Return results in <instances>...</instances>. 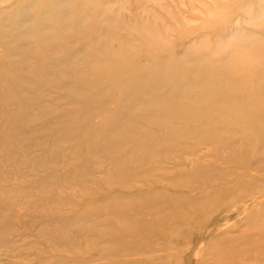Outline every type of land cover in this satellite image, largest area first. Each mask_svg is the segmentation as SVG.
I'll return each mask as SVG.
<instances>
[{"label": "rangeland", "instance_id": "obj_1", "mask_svg": "<svg viewBox=\"0 0 264 264\" xmlns=\"http://www.w3.org/2000/svg\"><path fill=\"white\" fill-rule=\"evenodd\" d=\"M57 1L0 0V94L15 66L44 64L48 127L28 154H55L46 170L52 189L82 168L87 184L58 192L40 217L32 209L7 213L12 228L0 264H264V0ZM65 33L70 41L55 45ZM8 108L0 102V115ZM68 219L80 224L63 233Z\"/></svg>", "mask_w": 264, "mask_h": 264}, {"label": "bare ground", "instance_id": "obj_2", "mask_svg": "<svg viewBox=\"0 0 264 264\" xmlns=\"http://www.w3.org/2000/svg\"><path fill=\"white\" fill-rule=\"evenodd\" d=\"M57 1V0H56ZM59 1V0H58ZM57 1V3H59ZM242 1V0H241ZM263 1V0H262ZM53 2V1H52ZM57 3H56V5H57ZM66 3V2H65ZM27 4V3H26ZM62 4V3H61ZM261 4V3H260ZM9 5V4H8ZM48 5V4H47ZM63 5V4H62ZM51 6H52V3H51ZM262 6V5H261ZM7 7H9V6H7ZM61 7V6H60ZM263 7V6H262ZM58 8V7H57ZM66 8V7H65ZM65 8H62L61 9V12H62V14H61V25H60V27L61 28H63V29H65L66 27H70V25L67 23V19H66V17H67V14H66V10H65ZM16 9H18V8H16ZM53 9V8H52ZM46 10H48V9H46ZM17 11V10H16ZM30 12V11H29ZM27 13V12H26ZM35 14V13H34ZM56 14V13H55ZM25 14H23V15H19L18 16V21H20V22H23L24 20H25V18H27V16H24ZM31 15H33V14H30V16ZM59 15V14H58ZM57 17V16H56ZM50 18V17H49ZM48 19V18H47ZM31 20H32V18H31ZM46 20V19H45ZM44 20V21H45ZM53 20V19H52ZM94 20V19H93ZM42 21V20H41ZM48 21V20H47ZM51 21V20H50ZM47 23V22H46ZM20 24H22V23H20ZM12 25V24H11ZM44 32V31H43ZM25 33V32H24ZM27 33V32H26ZM25 33V34H26ZM29 35V34H28ZM71 34H68V33H65L63 36H61L56 42H55V45L58 43V42H60V43H63V44H67L69 41H70V39H71V37L72 36H70ZM152 36V35H151ZM124 37V36H123ZM126 37V36H125ZM154 37V36H153ZM11 38V37H10ZM22 38V35L20 36V39ZM98 38V37H97ZM100 38V37H99ZM122 39V38H121ZM26 39H24V41H25ZM6 41V40H5ZM15 41H16V39H15ZM46 41H47V44H48V47H51V46H53V44H54V40H52V39H50V37H47L46 38ZM12 42V41H11ZM28 42H30V40L28 41ZM15 43V42H14ZM26 43V42H25ZM30 44V43H29ZM80 44V43H79ZM17 45V44H16ZM112 45H113V42H112ZM115 46V45H114ZM191 46V45H190ZM17 47V46H16ZM180 47V46H179ZM17 48H20V46L19 47H17ZM24 48V47H23ZM157 48V47H156ZM184 48V47H183ZM205 48V47H204ZM127 49V48H126ZM6 51H7V49H6ZM211 52V51H210ZM11 54H16V51H11ZM156 54V53H155ZM191 55V54H190ZM203 55H205V54H203ZM210 55H211V53H210ZM217 55V54H216ZM164 56V55H163ZM206 56V55H205ZM169 57V56H168ZM217 57V56H216ZM219 57V56H218ZM220 57H223V55H221ZM174 58V57H173ZM191 58V57H190ZM140 59V58H139ZM189 59V58H188ZM133 60V59H132ZM134 60H135V58H134ZM194 60V59H193ZM201 60V59H200ZM59 61H60V58H58V57H56V56H53L52 57V63H51V65H56L57 63H59ZM190 61V60H189ZM192 61V60H191ZM217 61H218V58H217ZM216 61V62H217ZM24 62V61H23ZM141 63V62H140ZM143 63V62H142ZM189 63V62H188ZM194 63H196V62H194ZM214 63V62H213ZM29 64V63H28ZM47 64V63H46ZM23 65H25V64H23ZM42 66H41V68L40 69H36V64H29V65H25V66H23V68L21 69V67H20V65H17V66H15V68H14V76H13V78H11V79H15V80H13V81H10V79L9 80H7L6 82H4V87H5V89H4V91L0 94V102H2V104L3 103H7L8 104V106H9V108H8V110H7V112L4 114L5 116H3V115H0V126H2V125H6L7 127H8V131L5 133V134H3L2 133V130H1V127H0V246H2V245H4L5 244V242H6V240H5V238H6V236H7V234H8V231L12 228H10V223L8 222L9 221V218H7L8 217V215H7V213H10V212H13V213H16L17 211H19V210H27L28 211V209H32L31 210V212L30 213H32V214H34L36 217H40V212L42 211V210H44V211H46V210H48V209H50L51 207H52V205H53V203L54 202H56L57 200H56V196H57V194H58V192H60V191H65V188H68L69 187V185L70 184H72V183H74V184H80V182H83V178L85 177V175H84V173H85V170H83V168H82V170H80V171H78L77 173H73V174H71V175H67V176H65V179L62 181V183H61V185H60V187L57 189V190H54V189H52L51 188V186L49 185V180L53 177V171H51V172H47L46 170L49 168V167H51L50 166V160L52 159V157H54L55 156V154L52 152V151H50V149H45L44 150V152H43V150H40V152H43V154L41 155V157L40 158H38V159H36V157H31L29 154H28V150H30V149H33V148H37V149H39V141H38V137H37V135L39 134V133H43V132H45L46 130H47V127H48V123H47V120H46V117H44V114L46 113V109H45V107L46 106H48L49 104H47L46 106H45V103H44V94H43V89H44V87H48V84L45 82V78L44 77H42V75L43 74H45L46 72H45V67H44V64H41ZM201 65V64H200ZM195 67V66H194ZM261 67V66H260ZM122 69V68H121ZM200 69V68H199ZM198 70V69H197ZM198 72H200L199 70H198ZM252 79V78H251ZM1 82V81H0ZM145 82V81H144ZM190 82V80H188V83ZM220 82V81H219ZM222 82V81H221ZM191 83V82H190ZM117 84V83H116ZM204 84V83H203ZM141 85V84H140ZM205 85V84H204ZM41 86V92H38V88ZM133 87V86H132ZM143 87V86H142ZM200 89V88H199ZM94 93H95V91H94ZM117 96V95H116ZM119 96V95H118ZM117 96V97H118ZM222 96V95H221ZM140 97V95H134V94H132L131 95V97H130V100H134V99H136V98H139ZM134 98V99H133ZM117 99V98H116ZM149 99V98H148ZM148 99H147V101H148ZM112 100V99H111ZM114 100V99H113ZM207 100V99H206ZM49 101V100H48ZM110 102V101H109ZM192 102V101H191ZM256 102V101H255ZM47 103V102H46ZM87 103V102H86ZM114 103V102H113ZM112 103V104H113ZM202 103H204V101L202 102ZM175 106V105H174ZM176 107V106H175ZM203 107V106H202ZM7 108V107H6ZM110 108V107H109ZM191 108H193V107H191ZM200 108V107H199ZM205 109H206V107H205ZM192 110H194V109H192ZM204 111V110H203ZM206 111V110H205ZM208 111V110H207ZM86 112V111H85ZM200 112H201V110H200ZM82 113V112H81ZM202 113V112H201ZM104 114V113H103ZM121 114V113H120ZM136 114V113H135ZM215 114H217V113H215ZM131 115H134V114H131ZM208 115V114H207ZM210 116H211V114H210ZM218 116H220V115H218ZM4 117V118H3ZM212 117V116H211ZM217 117V116H216ZM79 119V118H78ZM96 119H98V118H96ZM217 119V118H216ZM126 120V119H125ZM202 120V119H201ZM200 120V121H201ZM172 121V120H171ZM170 121V122H171ZM220 121V120H219ZM49 124H51L50 122H49ZM183 124V123H182ZM182 124L180 123V125L182 126ZM223 124V123H222ZM148 125H150V123L148 124ZM224 125V124H223ZM151 126V125H150ZM190 126H192V125H190ZM204 126V125H203ZM146 127V126H145ZM192 127H194V126H192ZM237 129V128H236ZM242 129V128H241ZM151 130H152V128H151ZM162 131V130H161ZM164 131H165V129H164ZM163 131V132H164ZM182 131V130H181ZM216 131V130H215ZM214 131V132H215ZM106 132V131H105ZM213 132V131H212ZM178 133V132H177ZM188 134H190V133H188ZM116 135V134H115ZM150 135H152V134H150ZM183 135V134H182ZM182 135H180V136H182ZM253 135H254V133H253ZM61 136V135H60ZM142 136V135H141ZM140 136V137H141ZM157 136V135H156ZM172 136V135H171ZM170 136V137H171ZM178 136V135H177ZM185 136H187V135H185ZM209 136V135H208ZM115 137V136H114ZM146 137V136H145ZM64 138V137H63ZM71 138V137H70ZM183 138V137H182ZM184 138H186V137H184ZM206 138H207V136H206ZM155 138H153V140H154ZM166 138H164V140H165ZM171 140H173V138H170ZM187 139V138H186ZM185 139V140H186ZM63 140V139H62ZM180 140V139H179ZM255 140H257V138L255 139ZM63 142V141H62ZM106 142V141H105ZM109 142V141H108ZM183 142H184V140H183ZM65 143V142H64ZM116 143V142H115ZM179 143H181V141L179 142ZM57 144H59V143H57ZM69 144V143H68ZM71 144V143H70ZM170 144V143H169ZM66 145V144H65ZM132 145V144H131ZM130 145V146H131ZM160 145H162V146H164L163 145V142H162V144H160ZM159 146V145H158ZM167 146V145H166ZM178 146V145H177ZM194 146H196V145H194ZM193 146V147H194ZM49 147V146H48ZM76 147V146H75ZM148 147V146H147ZM156 147V146H155ZM52 148V147H51ZM82 148V147H81ZM142 148H143V145H142ZM156 149H158V148H156ZM161 149V148H160ZM138 150V149H137ZM146 150H148V149H146ZM164 150V149H163ZM263 150V149H262ZM134 151V150H133ZM132 151V152H133ZM156 151V150H155ZM175 151V150H174ZM100 152V151H99ZM103 152V151H102ZM136 152V151H135ZM152 152V151H151ZM112 153V152H111ZM109 154V153H108ZM114 154V153H113ZM138 154V153H137ZM154 154H156V153H154ZM179 154V153H178ZM124 155V154H123ZM126 155V154H125ZM163 155V154H162ZM161 155V156H162ZM180 155V154H179ZM242 155V154H241ZM70 156V155H69ZM145 157V156H144ZM155 157V156H154ZM179 157V156H178ZM177 157V158H178ZM183 157V156H182ZM264 157V156H263ZM69 158V157H68ZM150 159H151V157H149ZM167 158H168V156H167ZM171 158V157H170ZM177 158H176V161H177ZM181 158V157H180ZM146 159H147V157H146ZM173 159V158H172ZM57 161V160H56ZM179 161V160H178ZM78 162H79V160H78ZM145 162V161H144ZM71 163V162H70ZM127 163V162H126ZM125 163V164H126ZM140 163V162H139ZM139 163H138V165L137 166H139ZM157 163V162H156ZM23 164H29V166H22ZM135 164V163H134ZM133 164V165H134ZM141 164V163H140ZM132 165V166H133ZM136 166V167H137ZM24 167V168H23ZM143 167V166H142ZM193 167V166H192ZM145 168V167H144ZM198 168V167H197ZM86 169V168H85ZM105 169V168H104ZM114 169V168H113ZM133 169H135V167H133ZM157 169V168H156ZM87 170V169H86ZM108 170V169H107ZM106 170V171H107ZM112 170V169H111ZM121 170V169H120ZM167 169H165V170H163V171H166ZM113 171H115V169L113 170ZM132 171H134V170H132ZM153 171H155V169L153 170ZM163 171H158V173L159 172H163ZM197 171V170H196ZM195 171V172H196ZM41 172H44L45 174L43 175V176H40V173ZM135 172V171H134ZM178 172V171H177ZM176 172V173H177ZM184 172V171H183ZM221 172V171H220ZM106 173V172H105ZM132 173V172H131ZM164 173V172H163ZM163 173H162V175H163ZM198 173V172H197ZM87 174V173H86ZM96 174V173H95ZM98 174V173H97ZM101 174H103V173H101ZM174 174V173H173ZM196 174V173H195ZM194 174V175H195ZM222 174V173H221ZM84 175V177H82ZM105 175V174H104ZM178 175V174H177ZM176 175V176H177ZM188 175V174H187ZM186 175V176H187ZM63 176H64V174H63ZM182 176V175H181ZM180 176V177H181ZM189 176H191L190 174H189ZM196 176V175H195ZM31 177H36L35 178V180L33 181V182H28L27 181V178H31ZM114 177H117V176H114ZM133 177H135V175L133 176ZM148 177V176H147ZM146 177V178H147ZM154 177V176H153ZM174 177V176H173ZM192 177V176H191ZM207 177V176H206ZM129 178H130V176H129ZM128 178V179H129ZM154 178H156V177H154ZM167 178H169V177H167ZM196 178H197V176H196ZM195 178V179H196ZM209 178V177H208ZM85 179L87 180V178L85 177ZM194 179V178H193ZM194 179V180H195ZM175 180V179H174ZM200 180H201V178H200ZM204 180H206V179H204ZM85 181V180H84ZM112 181H113V179H112ZM119 181V180H118ZM140 181V180H139ZM168 181V180H167ZM180 181V180H179ZM178 181V182H179ZM182 181V180H181ZM185 181V180H184ZM190 181V180H189ZM193 181V180H192ZM136 182H138V180L136 181ZM142 182V181H141ZM161 182V181H160ZM169 182V181H168ZM83 183H85V182H83ZM96 183H97V181H96ZM95 183V181H94V184H96ZM135 183V182H134ZM146 183H148V182H146ZM169 183H171V182H169ZM85 184H87V183H85ZM109 184H110V182H109ZM117 184V183H116ZM140 184V183H139ZM138 184V186L140 187L142 184H140L139 185ZM149 184V183H148ZM176 185L175 186H177L178 184L177 183H175ZM185 184V183H184ZM100 185V184H99ZM152 184L150 183V186H151ZM158 185V184H157ZM183 185V184H182ZM116 186V185H115ZM124 186H126V187H124ZM129 186L131 187V184H129ZM135 186V185H134ZM138 186H136V187H138ZM147 186V185H146ZM149 186V185H148ZM171 187L172 186H174V183H173V185L171 184L170 185ZM174 186V187H175ZM198 186V185H197ZM200 186V185H199ZM82 187V186H81ZM117 187V186H116ZM118 187H120V186H118ZM127 188L128 186L127 185H124V184H122V186H121V188ZM129 187V188H130ZM142 187V186H141ZM140 187V188H141ZM56 188H57V186H56ZM113 188V187H112ZM120 188V189H121ZM129 188L127 189L128 191H129ZM133 188V187H132ZM131 188V189H132ZM143 188H145V187H143ZM143 188H141L142 190H143ZM149 188V187H148ZM170 188V187H169ZM173 188V187H172ZM177 188V187H176ZM179 188H181V187H179ZM178 188V189H179ZM187 188V187H186ZM199 188V187H198ZM202 188V187H201ZM110 189V188H109ZM138 189V188H137ZM156 189H158V188H156ZM165 189V188H164ZM174 189V188H173ZM182 189V188H181ZM184 189V188H183ZM189 189H190V187H189ZM191 189H192V187H191ZM200 189V188H199ZM102 190V189H101ZM166 190V189H165ZM207 190V189H206ZM109 191V190H108ZM107 191V192H108ZM117 191H121V190H117ZM126 191V190H125ZM133 191V190H132ZM135 191H137V190H135ZM166 191H168V190H166ZM194 191V190H193ZM264 191V190H263ZM131 192V191H130ZM143 192V191H142ZM147 192V191H146ZM155 192V191H154ZM153 192V193H154ZM162 192H163V190H162ZM197 192V191H196ZM196 192H194V193H196ZM203 193L205 192V191H202ZM208 192V191H207ZM262 192V191H261ZM116 193H118V192H116ZM116 193H114V194H116ZM124 193V192H123ZM128 193V192H127ZM139 193V192H138ZM151 193V192H150ZM149 193V194H150ZM156 193H157V191H156ZM156 193H155V195H156ZM182 193V192H181ZM180 193V194H181ZM198 193H199V191H198ZM197 193V194H198ZM202 193V194H203ZM113 194V193H112ZM111 194V195H112ZM162 194V193H161ZM164 194H166V192L164 193ZM174 194H176V193H174ZM189 194V193H188ZM191 194V193H190ZM33 195H37L38 197H39V200L37 201V202H35V203H32L31 202V200H30V198L33 196ZM110 195V194H109ZM125 195V194H124ZM154 195V194H153ZM183 195V194H182ZM186 195V194H185ZM193 195V194H192ZM191 195V196H192ZM157 196V195H156ZM197 196V195H196ZM213 196H214V194H213ZM212 196V197H213ZM215 196H216V193H215ZM215 196H214V198H215ZM106 197H108L107 195H106ZM129 197V196H128ZM132 197V196H131ZM131 197H130V199H131ZM134 197V196H133ZM152 197H154V196H152ZM151 197V198H152ZM208 197H211V194H210V196H207L206 198H204L205 200L208 198ZM62 198V197H61ZM65 197H63V199H64ZM79 198V197H78ZM112 198V197H111ZM221 198V197H220ZM35 199V198H34ZM33 199V200H34ZM107 199V198H106ZM122 199V198H121ZM150 199V198H149ZM149 199H146V200H148L149 201ZM126 200V199H125ZM173 200V199H172ZM181 200V199H180ZM183 200V199H182ZM193 200V199H192ZM191 200V201H192ZM203 199H201L200 200V204H204L203 203V201H202ZM211 200V201H210ZM226 200V199H225ZM90 202H91V200H89ZM107 201V200H106ZM141 201V200H140ZM209 201L210 202H212L213 201V199H209ZM208 201V202H209ZM217 201V200H216ZM83 202V201H82ZM85 202V201H84ZM128 202V201H127ZM175 202V201H174ZM176 202H177V199H176ZM202 202V203H201ZM215 202V201H214ZM109 203V202H108ZM108 203H107V205H108ZM141 203H142V201H141ZM199 203V201L197 202V204ZM216 203V202H215ZM215 203H211V204H215ZM221 203V202H220ZM82 205H83V203H81ZM191 204V203H190ZM193 205L192 206H194V204L195 203H192ZM211 204H208V205H211ZM64 205V204H63ZM104 205H106V203L104 204ZM116 205V204H115ZM118 205V204H117ZM189 205V204H188ZM188 205H187V207H188ZM207 205V206H208ZM72 206V205H71ZM78 206V205H77ZM206 206V207H207ZM217 206H218V204H217ZM70 207V206H69ZM191 207V206H190ZM195 207H196V205H195ZM211 207H213L214 208V206L212 205ZM210 207V208H211ZM79 208H81V207H79ZM95 208V207H94ZM106 208H109V207H106ZM138 208H140V207H138ZM192 208V207H191ZM197 208V207H196ZM195 208V209H196ZM198 208H199V206H198ZM82 209V208H81ZM103 209H104V207H103ZM122 209V208H121ZM120 209V210H121ZM151 209V208H150ZM203 209V208H202ZM201 208H199V210L201 211L202 210ZM208 209V208H207ZM67 210V209H66ZM72 210V209H71ZM76 210H78V208H76ZM107 210V209H106ZM192 210H193V208H192ZM204 210H205V212L207 213V211H206V209H205V207H204ZM203 210V211H204ZM210 210H212V208L210 209ZM209 210V211H210ZM88 211V210H87ZM122 211V210H121ZM202 211V212H203ZM213 211V210H212ZM25 213H26V211H24ZM37 212V213H36ZM73 212V211H72ZM71 212V213H72ZM76 212V211H75ZM80 212H81V210H80ZM83 212V211H82ZM151 212H152V210H151ZM202 212H199V213H201L202 214ZM76 213H79V212H76ZM76 213H75V215H76ZM102 213V212H101ZM104 213V212H103ZM111 213V212H110ZM112 213H115V212H112ZM111 213V214H112ZM90 214V213H89ZM100 214V213H99ZM185 214V213H184ZM183 214V215H184ZM17 215H19V213L17 214ZM22 215V214H21ZM65 215V214H64ZM74 215V214H73ZM107 215V214H106ZM110 215V214H109ZM138 215V214H137ZM181 215H182V213H181ZM188 215V214H187ZM186 215V216H187ZM199 215V214H198ZM203 215V214H202ZM60 216H62V214L60 215ZM122 216V215H121ZM200 216V215H199ZM57 217V216H56ZM65 217H67V214H66V216ZM64 217V218H65ZM77 217H78V215H77ZM80 217V216H79ZM84 217V216H83ZM110 217V216H109ZM136 217V216H135ZM134 217V218H135ZM138 217V216H137ZM139 217H141V216H139ZM192 217V216H191ZM190 217V218H191ZM208 217V216H207ZM61 218V217H60ZM82 218V217H81ZM148 218H150V216H148ZM188 218V217H187ZM190 218H189V220H190ZM196 218H198V217H196ZM206 218V217H205ZM76 219V218H75ZM78 219V218H77ZM117 219H118V217H117ZM247 219V218H246ZM55 220H56V218H55ZM61 220V219H60ZM108 220V219H107ZM114 220V219H113ZM197 220V219H196ZM204 220H207V219H204ZM10 221H11V219H10ZM57 221V220H56ZM55 221V222H56ZM81 221V220H80ZM152 221V220H151ZM256 221V220H255ZM13 222V221H12ZM61 222V221H60ZM82 222V221H81ZM133 222V221H132ZM191 222V221H190ZM196 222V221H195ZM199 222V221H198ZM50 223H51V221H50ZM153 223V222H152ZM188 223V222H187ZM12 224V223H11ZM24 224V223H23ZM56 224V223H55ZM80 224V222H78L77 220H73V219H68V220H66L63 224H61V228H62V230H63V233H64V231L65 230H68L70 227H77L78 225ZM86 224V223H85ZM93 224V223H92ZM161 224V223H160ZM163 224V223H162ZM185 224V223H184ZM189 224V223H188ZM198 224V223H197ZM112 225V224H111ZM120 225V224H119ZM168 225H169V223H168ZM193 225V224H192ZM199 225V224H198ZM256 225V224H255ZM261 225V224H260ZM14 226H16L15 224H14ZM93 226H94V224H93ZM135 226V225H134ZM155 226V225H154ZM154 226H152V227H154ZM204 226V225H203ZM48 227H49V225H48ZM53 227H55L54 226V223H53ZM81 226H79V228H80ZM120 227H122V226H120ZM163 227V226H162ZM200 227V226H199ZM10 228V229H9ZM16 228V227H15ZM19 228V227H18ZM17 228V229H18ZM27 228V227H26ZM59 228V227H58ZM61 228H59V229H61ZM82 228V227H81ZM85 228V227H84ZM133 228V227H132ZM166 228V227H165ZM182 229L183 228H185V227H181ZM201 228V227H200ZM203 228V227H202ZM14 229V228H13ZM43 229V228H42ZM45 229H47V227L45 228ZM44 229V231L46 232L47 230H45ZM58 229V230H59ZM71 229V228H70ZM121 229V228H120ZM123 229V228H122ZM167 229V228H166ZM16 230V229H15ZM22 230H24V229H22ZM29 230V229H28ZM53 230H56V229H54L53 228ZM78 230V229H77ZM81 230V229H80ZM151 230V229H150ZM36 231V230H35ZM49 231V230H48ZM104 231V230H103ZM143 231V230H142ZM166 231H168V229L166 230ZM170 231H173V230H170ZM259 231V230H258ZM17 232V231H16ZM68 232V231H67ZM109 232V231H108ZM131 232H133V231H131ZM137 232V231H136ZM139 232V231H138ZM141 232V231H140ZM139 232V233H140ZM163 231H161V233H162ZM176 232V231H175ZM15 233V232H14ZM18 233H19V231H18ZM35 233V232H34ZM38 233V232H37ZM42 233V232H41ZM77 233V232H76ZM104 233H105V231H104ZM169 233H171V232H169ZM173 233V232H172ZM171 233V234H172ZM198 233V232H197ZM12 234V233H11ZM51 234L52 233H50V237H52L51 236ZM62 234V233H61ZM118 234V233H117ZM194 234V233H193ZM196 234V233H195ZM17 235V234H16ZM70 235V234H69ZM78 235V234H77ZM76 235V236H77ZM80 235V234H79ZM168 235H170V234H168ZM173 235H175V234H173ZM177 235V234H176ZM217 235V234H216ZM44 236V235H43ZM46 237H47V235H45ZM63 236H64V234H63ZM94 236V235H93ZM222 236V235H221ZM22 237V236H21ZM48 237H49V235H48ZM64 237H67V236H64ZM73 237V236H72ZM71 237V238H72ZM95 237V236H94ZM133 237V236H132ZM220 237V236H219ZM39 238H43V237H39ZM93 238V237H92ZM96 238V237H95ZM108 238V237H107ZM115 238V237H114ZM126 238V237H125ZM22 239V238H21ZM44 239H46V238H44ZM48 239V238H47ZM61 239L63 240V238L61 237ZM65 240H66V238H64ZM98 239V238H97ZM218 239V238H217ZM40 240V239H39ZM52 240V239H51ZM90 240V239H89ZM103 240H105V236H104V239ZM113 240H115V239H113ZM128 240V239H127ZM168 240V239H167ZM170 240V239H169ZM220 240V239H219ZM72 241V240H71ZM97 241H99V240H97ZM131 241V240H130ZM175 241H177V240H175ZM211 241V240H210ZM209 241V242H210ZM8 242V241H7ZM33 242V241H32ZM47 242H48V240H47ZM51 242V241H50ZM55 242V241H54ZM95 242V241H94ZM132 242V241H131ZM21 243H22V241H21ZM93 243V242H92ZM14 244H15V242H14ZM18 244H20V243H18ZM23 244H25V243H23ZM32 244V243H31ZM30 244V245H31ZM45 244H47V243H45ZM51 244H53V243H51ZM103 244V246H104V244H106V243H102ZM113 245L112 246H114V244L115 243H112ZM127 244H130V243H127ZM169 244V243H168ZM229 244V243H228ZM227 244V245H228ZM29 245V244H28ZM35 245V244H34ZM41 245V244H40ZM55 245V244H54ZM63 245V244H62ZM73 245V244H72ZM109 245H111L110 243H109ZM18 246H20V245H18ZM22 246V245H21ZM32 246V245H31ZM38 246V245H37ZM58 246V245H57ZM94 246V245H93ZM101 246V245H100ZM103 246H101V247H103ZM108 246V245H107ZM111 246V247H112ZM116 246V245H115ZM48 247H50V244H49V246ZM56 247V246H55ZM59 247V246H58ZM66 247H68V246H66ZM82 247V246H81ZM80 247V248H81ZM87 247V246H86ZM95 247V246H94ZM175 247V246H174ZM16 248V247H15ZM28 248V247H27ZM26 248V249H27ZM32 248V247H31ZM42 248H44L43 249V252H44V250H45V247H42ZM51 248V247H50ZM50 248H47V251H48V249H50ZM61 248H63V247H61ZM100 248V247H99ZM173 248V247H172ZM25 249V248H24ZM25 249V250H26ZM29 249V248H28ZM35 249V248H34ZM67 249H69V248H67ZM91 249H95V248H91ZM102 249V248H101ZM111 249V248H110ZM204 249V248H203ZM37 250V249H36ZM75 250V249H74ZM78 250V249H77ZM98 250V249H97ZM107 250V249H106ZM115 250H116V247H115ZM114 250V251H115ZM180 250V249H179ZM218 250V249H217ZM31 251V250H30ZM39 251V250H38ZM52 251V250H51ZM86 251H87V249H86ZM85 251V252H86ZM89 251V250H88ZM223 251H225V250H223ZM25 252V251H24ZM36 252V251H35ZM57 252V251H56ZM55 252V253H56ZM67 252V251H66ZM85 252H82V253H85ZM90 252V251H89ZM89 252H87V253H89ZM100 252V251H99ZM98 252V253H99ZM102 252V251H101ZM107 252V251H106ZM171 252V251H170ZM177 252V251H176ZM214 252V251H213ZM38 253V252H37ZM42 253V252H41ZM40 252H39V254L38 255H40L41 254ZM61 253V252H60ZM77 253V252H76ZM79 253H81V252H79ZM109 253V252H108ZM113 253V252H112ZM126 253H130V252H127L126 251ZM229 253V252H228ZM25 254V253H24ZM35 254V253H34ZM46 254V253H45ZM44 254V255H45ZM59 254V253H58ZM105 254V253H104ZM114 254V253H113ZM121 255H123L122 253H120ZM124 254H125V252H124ZM131 254V253H130ZM133 254V253H132ZM178 254V253H177ZM27 255V254H26ZM26 255H22V257L23 256H25V259H26ZM37 254H35V256H36ZM50 255V254H49ZM73 255V254H72ZM117 255H119V254H117ZM116 255V260H118L117 259V256ZM128 255V254H127ZM127 255H125V256H127ZM220 255H221V253H220ZM219 255V256H220ZM42 256V255H41ZM56 256H57V254H56ZM55 256V257H56ZM76 256V255H75ZM83 256H84V254H83ZM104 256V255H103ZM103 256H101V257H103ZM225 256V255H224ZM48 257V256H47ZM58 257V256H57ZM74 257V256H73ZM108 257H110V256H108ZM123 257H124V255H123ZM135 257V256H134ZM228 257H229V255H228ZM33 258V257H32ZM46 258V257H45ZM64 258H66V257H64ZM119 258L121 259L122 257H120L119 256ZM138 258V257H137ZM230 258H232V257H230ZM255 258V257H254ZM7 259V258H6ZM12 259V258H11ZM14 259V258H13ZM22 259H24V258H22ZM46 259H48V258H46ZM68 259H69V257H68ZM80 259V258H79ZM107 259V258H106ZM206 259V258H205ZM45 260V259H44ZM44 260H43V262H42V264L43 263H46L47 261H49V259L47 260V261H45L44 262ZM51 260V259H50ZM61 260V259H60ZM116 260H114V261H116ZM134 260H136V259H134ZM164 260V259H163ZM226 261H227V259H225ZM229 260V259H228ZM52 261V260H51ZM77 261H78V259H77ZM126 261V260H125ZM127 261H128V259H127ZM149 261V260H148ZM162 261V260H161ZM230 261H231V259H230ZM229 261V262H230ZM156 262V261H155ZM214 262V261H213ZM11 263V262H10ZM48 263V262H47ZM66 263V262H65ZM88 263V262H87ZM101 263V262H100ZM109 263V262H108ZM116 263V262H115ZM227 263V262H226ZM225 263V264H226ZM239 263V262H238ZM13 264V263H12ZM51 264V263H50ZM89 264V263H88ZM161 264H163V263H161ZM216 264V263H215ZM219 264V263H218ZM231 264H234V262L233 263H231ZM237 264V263H236ZM241 264H242V262H241Z\"/></svg>", "mask_w": 264, "mask_h": 264}]
</instances>
